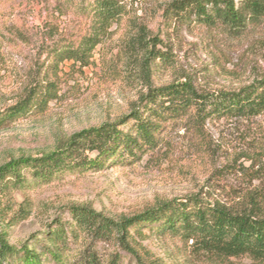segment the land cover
<instances>
[{
    "label": "rangeland",
    "instance_id": "obj_1",
    "mask_svg": "<svg viewBox=\"0 0 264 264\" xmlns=\"http://www.w3.org/2000/svg\"><path fill=\"white\" fill-rule=\"evenodd\" d=\"M90 1L0 0V113L17 101L31 81L33 68L43 64L46 71L49 49L76 48L92 33L89 19L75 6ZM118 1L123 13L97 44L88 64L65 61L58 66L57 99L45 112H32L0 127V167L20 157L47 154L61 139L127 114L148 87L189 81L198 92L237 90L264 79V24L233 38L196 25L175 30L164 15L172 0ZM145 49L155 54L145 58ZM253 156L259 157L257 165ZM258 187L264 189L260 119L234 118L198 127L182 122L168 126L159 147L139 162L65 175L28 191V217L15 225L3 223L0 231L15 248L36 236L40 249L54 221H61L67 231L71 219L66 208L73 205L117 218L187 195L228 205ZM22 200L20 193L11 195L13 213ZM4 216L6 222L12 213ZM135 243L147 264H212L167 235L145 230ZM66 244L70 264L84 250L100 264H108L115 253L120 264H134L109 242H84L67 235ZM42 259V264H55L47 255ZM229 264L258 263L241 259Z\"/></svg>",
    "mask_w": 264,
    "mask_h": 264
},
{
    "label": "trees",
    "instance_id": "obj_2",
    "mask_svg": "<svg viewBox=\"0 0 264 264\" xmlns=\"http://www.w3.org/2000/svg\"><path fill=\"white\" fill-rule=\"evenodd\" d=\"M75 6L89 19L92 33L76 48L63 45L46 52V71L43 73V64L31 70L30 83L14 105L0 113V127L32 112H45L49 103L57 99L54 79L58 66L65 61L87 65L97 44L123 13L118 0H91ZM164 15L175 30L196 25L233 38L251 26L264 24V0H172ZM154 54L153 49H145V58ZM234 118L260 119L264 124V79L237 90L198 92L189 81L148 87L128 113L114 121L71 134L47 154L20 157L2 165L0 200H9L0 204V228L3 223L15 225L28 217L31 205L25 194L39 185L65 175L99 172L116 163L139 162L159 147L162 134L172 124L189 122L198 127ZM251 160L257 165L259 157ZM15 192L23 200L13 213L10 199ZM66 211L71 219L67 231L61 221H54L55 227L46 233L47 243L40 249L36 236L15 248L0 231V264H42L44 255L55 264H70L67 235L84 242H109L131 257L134 264H147L135 248L136 239L142 238L145 230L181 242L193 255L212 264L241 259L264 263L263 188L247 190L228 205L187 195L154 202L117 218L104 216L88 206L73 205ZM11 213L5 222L4 215ZM120 260L115 253L108 264H120ZM74 264L100 263L84 250Z\"/></svg>",
    "mask_w": 264,
    "mask_h": 264
}]
</instances>
